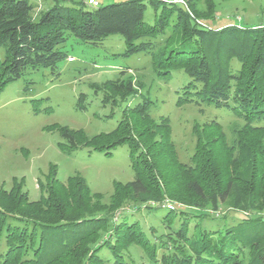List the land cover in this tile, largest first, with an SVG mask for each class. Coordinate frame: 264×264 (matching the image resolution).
Segmentation results:
<instances>
[{
	"label": "trees",
	"instance_id": "obj_1",
	"mask_svg": "<svg viewBox=\"0 0 264 264\" xmlns=\"http://www.w3.org/2000/svg\"><path fill=\"white\" fill-rule=\"evenodd\" d=\"M50 1L35 14L37 4L30 0H0V93L28 70L55 69L59 61L70 57L63 49L70 35L100 43L120 33L127 47L119 54L146 52L159 76L168 78L173 70L183 69L192 77L182 88L179 103L202 100L224 107L244 120L240 136L264 133V26L197 23L187 10L195 7L196 0H186L188 6L172 0H114L90 5L91 9L84 8V0ZM149 7L154 10L153 22L145 17ZM169 30L179 39L171 41ZM92 86L103 91L105 102L126 100L130 95V81L107 80ZM151 103L146 97L127 107L115 128L94 135L52 126L63 135L59 146L65 151L87 147L111 155L127 144L135 177L127 182L115 180L105 205L103 194L92 191L84 176L60 180L56 164L50 165L45 180L38 179V199L30 197L23 180L1 188L0 238L6 248L0 251V264H130L123 248L132 243L144 246L149 237L135 216L124 213L114 222L113 213L107 211L122 207L124 201L166 208L165 195L186 205L200 206L205 201L216 211L232 195L230 201L238 214L231 220L236 222L225 219L221 227L204 229L198 223L196 237L189 239L193 254L170 256L165 264H241L245 248L251 254L248 264H264V216L250 214L264 206L260 141L241 137L239 160L245 161L247 169L233 168L219 176L211 148L218 138L213 128L220 125L211 123L214 127L199 131L192 164L186 165L178 159L170 118L155 120ZM186 218L185 223L191 222Z\"/></svg>",
	"mask_w": 264,
	"mask_h": 264
},
{
	"label": "rangeland",
	"instance_id": "obj_2",
	"mask_svg": "<svg viewBox=\"0 0 264 264\" xmlns=\"http://www.w3.org/2000/svg\"><path fill=\"white\" fill-rule=\"evenodd\" d=\"M30 1L37 4L35 14L51 3L50 0ZM112 1L100 0L102 3ZM194 6L187 9L190 16L197 23L210 27L233 23L264 26V0H196ZM84 8L92 7L87 4ZM145 17L153 22L154 10L149 7ZM170 34L173 30H169ZM164 38L160 39L161 44L165 43ZM175 39H179V35L173 34L171 41ZM126 47L120 33L110 34L100 43L83 42L70 35L63 49L73 56V60L66 57L55 69L45 66L30 69L7 85L0 93V189H9L15 179L23 180L30 197L38 199L41 196L38 179L45 180L50 165L56 164L60 180L66 181L69 176L80 174L92 191L103 194L101 203L108 204L114 181L127 182L135 177L130 147L120 145L111 155L87 147L65 151L59 146L64 140L63 135L52 126L59 124L83 129L88 135L110 131L122 119L124 109L146 97L152 100L150 111L155 120L160 121L165 116L170 118L172 139L181 162L192 164L199 131L205 126L214 127L211 123H218L219 128H213L218 138L213 142L211 152L215 155L219 176L233 168L247 169L245 161L239 160L240 155L243 156L240 138L245 136L248 141L252 137V142L260 141L264 147V133L240 136V130L245 127L244 120L224 107L202 100L179 103L181 90L192 77L183 69H175L170 77L163 78L157 74L149 53L119 54ZM0 56H3V49H0ZM107 80L130 81L129 97L105 102L103 91L96 90L92 84L101 86ZM231 198L232 195L218 211L205 201L200 206L186 205L165 195L163 203H172L174 207L170 210L173 211H168L167 206L153 209L147 206L152 203L145 206L124 201L122 207L102 212L113 213L114 222L121 220L124 213L135 216L149 237L144 246L132 243L123 248L130 264H165L170 256L193 254L189 239L196 237L198 223L205 229L221 227L225 219L236 222L231 221L238 215ZM181 210L189 211V214H182ZM250 214L264 216V206L259 205ZM186 217L191 222L185 223ZM5 248L4 240L0 238V251ZM250 257L249 249L245 248L241 264H248Z\"/></svg>",
	"mask_w": 264,
	"mask_h": 264
},
{
	"label": "built area",
	"instance_id": "obj_3",
	"mask_svg": "<svg viewBox=\"0 0 264 264\" xmlns=\"http://www.w3.org/2000/svg\"><path fill=\"white\" fill-rule=\"evenodd\" d=\"M172 1H174V2H179V3H183L184 5L188 6V3H187L186 0H172ZM85 2H86L88 5H91V6H97V5L100 4V0H85ZM68 59H69V60H73V56L68 57ZM165 205H166L167 207H170V208L174 207V205H173L172 203H168V202H166Z\"/></svg>",
	"mask_w": 264,
	"mask_h": 264
}]
</instances>
